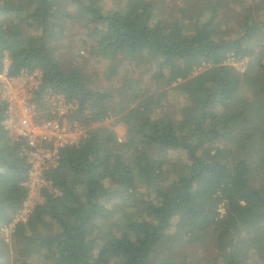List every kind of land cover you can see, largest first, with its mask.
Listing matches in <instances>:
<instances>
[{"label":"trees","instance_id":"16d2710c","mask_svg":"<svg viewBox=\"0 0 264 264\" xmlns=\"http://www.w3.org/2000/svg\"><path fill=\"white\" fill-rule=\"evenodd\" d=\"M55 2L0 0V71L7 53L10 75L41 72L39 119L52 118L40 101L50 91L77 106L69 121L89 127L114 119L110 127L123 123L128 138L118 143L100 123L61 151L46 175L58 195L44 191L42 204L12 232L17 264L264 263V0H185L161 19L149 0L107 11L96 1ZM68 2L98 31L91 53L108 59L134 53L156 83L165 82L160 92L136 87L119 100L112 89L90 87L78 66L66 69L53 44L62 20L73 18L64 10ZM226 2L235 10L231 39ZM228 56L257 61L239 74L225 64ZM244 88L249 98H240ZM167 94L185 99L180 121L162 105ZM4 114L0 102V227L21 208L27 171L19 144L3 131ZM167 152L181 159L171 162ZM134 186L143 189L146 208L111 213L105 199L127 200ZM0 245L8 246L1 239ZM206 245L209 257L194 261L185 253ZM155 253L165 256L156 262Z\"/></svg>","mask_w":264,"mask_h":264},{"label":"rangeland","instance_id":"374dc122","mask_svg":"<svg viewBox=\"0 0 264 264\" xmlns=\"http://www.w3.org/2000/svg\"><path fill=\"white\" fill-rule=\"evenodd\" d=\"M89 1H96V5L99 6L103 11L110 9H120L131 2V0H82V2L85 4L89 3ZM149 1L155 2L154 5L157 9V16L159 19H161L162 17H167L170 13L174 12L175 7H181L183 5V1L185 0ZM244 1L247 4H255L258 0ZM52 2L54 5H57L55 0H52ZM214 5H217L216 1H214ZM64 10L69 14H72L73 18L62 20L61 23L63 26V32L61 35L56 37L53 48L66 69L78 66L84 71L85 74L88 75V84L90 87L97 90L112 89L116 92V98L119 100H123L122 95L126 90L131 92L137 87V90L143 92L144 87V89L154 92L157 91L156 89L159 87V85L163 86L165 83L163 80L157 81L156 83L154 79V73L149 71L148 68L145 69L144 64L138 65L136 63L135 55L132 52H127L113 59L100 56L98 53H91L90 48L95 45L94 37L98 31L93 30L95 29L93 26H87L85 21L78 17V7H75L70 2L65 4ZM223 11L226 14L225 21L229 28V31H227L228 36L230 39L234 38V35L237 32L236 23L234 24L235 10H233L229 3L226 2L225 6L222 8V12ZM250 16L254 17L255 15L254 13H250ZM2 20L3 19L0 21ZM223 28L225 27H220L218 30L223 31ZM191 29L192 27H189L190 31ZM257 51L258 50L255 51V54ZM234 59V61L232 60L233 64H230L231 61L229 63L226 60L225 61L228 63V66H231L239 74H242L247 69V67L252 69L254 67L252 63H256L257 61V58L255 57L243 58L241 60L236 58ZM202 69L203 68L196 70L194 74L198 73ZM157 92H160V90ZM240 98H249L246 88H244ZM40 101L46 104V102H44V97ZM184 103L185 99L183 97L173 94H167L162 100V105L174 115L176 121H180L181 112L178 110L184 106ZM39 108L40 107L36 105V115ZM157 113L158 107L152 108L150 116L154 118V115ZM113 120L105 122L102 125H104L106 128H109L116 137H120L123 142H125V140L128 138L127 128L123 123L115 124L114 126L110 127V124ZM64 121H66V119H64ZM221 146L224 147L230 145L227 141H224L221 143ZM231 147H233V145H231ZM152 155L149 154V156L153 157ZM166 155L171 162H178L181 159V156L174 157L175 155L171 152H167ZM127 195L129 197H127V200H122L117 197H114V200H110L112 198H106L104 204L111 213H117L122 207L125 208L124 210H126L128 207H133L136 210H144L146 208V202L144 200L142 188H138L137 186L131 187L128 189ZM222 212L223 208L220 207V214H222ZM113 226L118 227L116 223H114ZM0 239L2 240L1 234ZM96 248L97 245L94 242L89 247V251L94 253ZM185 253L191 256L194 261H196L199 257H209L213 254L211 247L208 245L205 247L190 246ZM164 256V253H155L153 254L152 258L158 262L162 260ZM0 264H17V259L15 257V253L11 249V245L5 246V249H2V246L0 245ZM247 264L264 263L261 261L255 262V260H249Z\"/></svg>","mask_w":264,"mask_h":264},{"label":"built area","instance_id":"2783aa9c","mask_svg":"<svg viewBox=\"0 0 264 264\" xmlns=\"http://www.w3.org/2000/svg\"><path fill=\"white\" fill-rule=\"evenodd\" d=\"M232 60H235L232 56L226 59L228 63L231 61L230 64H233ZM1 64L0 102L5 105L1 126L7 137L19 144L20 156L27 166L22 184L26 190L25 199L11 221L0 227L2 241L9 245L15 226L26 223L34 208L42 204L43 192L58 195L46 175L58 167L61 151L66 147L77 146L87 136L88 128H94L101 122L84 127L76 121H69L68 117L77 106L50 91L45 92L44 102L49 106L52 118L39 119L35 108L41 72L20 71L17 75H10L11 60L7 53H4ZM105 122L108 121L101 124ZM116 139L118 143L123 142L120 137Z\"/></svg>","mask_w":264,"mask_h":264}]
</instances>
